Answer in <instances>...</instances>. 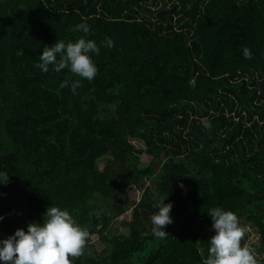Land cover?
Listing matches in <instances>:
<instances>
[{
  "label": "trees",
  "instance_id": "obj_1",
  "mask_svg": "<svg viewBox=\"0 0 264 264\" xmlns=\"http://www.w3.org/2000/svg\"><path fill=\"white\" fill-rule=\"evenodd\" d=\"M82 20L114 46L74 94L60 84L78 76L34 63L84 36ZM0 171L2 238L66 209L89 233L72 264H203L214 207L252 225L264 264V0H0ZM160 198L173 205L162 237Z\"/></svg>",
  "mask_w": 264,
  "mask_h": 264
},
{
  "label": "clouds",
  "instance_id": "obj_2",
  "mask_svg": "<svg viewBox=\"0 0 264 264\" xmlns=\"http://www.w3.org/2000/svg\"><path fill=\"white\" fill-rule=\"evenodd\" d=\"M71 30L82 32L84 36L74 42L59 39L53 46L44 47L34 67L45 73L50 66L55 72L67 68L80 79L71 84L64 80L60 87H70L75 94L81 80L92 81L98 73L93 56L100 54L101 46L113 47L114 41L106 37L98 45L96 41L87 39L91 26L83 20ZM243 56L251 58L250 49L244 47ZM9 177L0 171V185H6ZM166 200L160 198L156 201L154 207L157 211L151 216L152 231L161 237L166 234L164 228L173 223L170 215L173 205L165 203ZM207 214L211 217L215 234L208 241V256L203 264H258L255 253L241 243L245 229L235 213L214 207ZM43 216L42 224L29 223L26 231L17 229L7 239L0 240V264H72L70 257L81 255L89 236L88 230L78 224L66 209L51 206Z\"/></svg>",
  "mask_w": 264,
  "mask_h": 264
},
{
  "label": "rangeland",
  "instance_id": "obj_3",
  "mask_svg": "<svg viewBox=\"0 0 264 264\" xmlns=\"http://www.w3.org/2000/svg\"><path fill=\"white\" fill-rule=\"evenodd\" d=\"M135 146V148L137 150H145V147L143 145V143L138 142V141H133L132 142ZM162 158H164V156L162 155ZM108 158L102 160L99 162V167L101 170H103L107 164ZM149 156L147 154H142L141 159H140V163L141 164H148L149 162ZM128 192V197L130 199L131 202H136L138 203L141 196H142V191L137 189L136 187H129L127 190ZM131 210L126 213L125 215H123L122 217H120L114 224V229L117 232L123 233V234H128V228L126 227V224L128 221L131 220ZM240 225L245 229L244 231V236L242 238V242L244 244H246L248 247H251L252 249L255 248H259V236L257 235V233L255 232V229L252 227V225L248 222H241ZM0 240H3L2 235H0ZM103 249V246L96 241L95 243L92 244V246L88 247L85 249L86 254H91L93 253V251H100ZM149 251V248L146 250ZM145 252H141L140 255L145 256ZM261 257H264V252L262 254H260Z\"/></svg>",
  "mask_w": 264,
  "mask_h": 264
}]
</instances>
